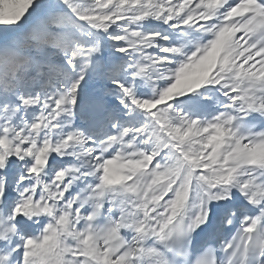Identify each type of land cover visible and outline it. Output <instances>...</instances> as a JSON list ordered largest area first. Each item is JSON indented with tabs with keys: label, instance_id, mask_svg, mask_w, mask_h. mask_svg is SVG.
Instances as JSON below:
<instances>
[{
	"label": "snow or ice",
	"instance_id": "1",
	"mask_svg": "<svg viewBox=\"0 0 264 264\" xmlns=\"http://www.w3.org/2000/svg\"><path fill=\"white\" fill-rule=\"evenodd\" d=\"M0 264H264V0H0Z\"/></svg>",
	"mask_w": 264,
	"mask_h": 264
}]
</instances>
